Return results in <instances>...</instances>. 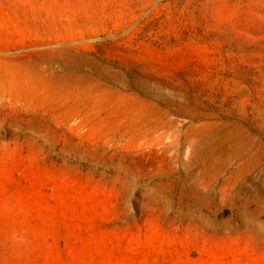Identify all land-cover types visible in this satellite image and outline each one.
<instances>
[{
  "label": "rangeland",
  "instance_id": "rangeland-1",
  "mask_svg": "<svg viewBox=\"0 0 264 264\" xmlns=\"http://www.w3.org/2000/svg\"><path fill=\"white\" fill-rule=\"evenodd\" d=\"M0 264H264V0H0Z\"/></svg>",
  "mask_w": 264,
  "mask_h": 264
}]
</instances>
